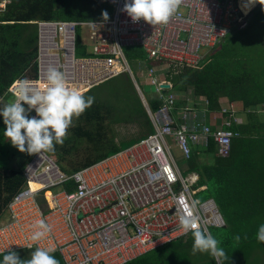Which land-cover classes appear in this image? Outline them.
<instances>
[{
  "label": "built area",
  "instance_id": "2783aa9c",
  "mask_svg": "<svg viewBox=\"0 0 264 264\" xmlns=\"http://www.w3.org/2000/svg\"><path fill=\"white\" fill-rule=\"evenodd\" d=\"M11 2L0 0V11ZM103 2L113 6L107 20L32 21L38 26V74L31 79L17 78L9 85L7 91L14 101L23 81L43 84L49 66L60 70L69 87L81 92L126 71L132 73L125 48H141L154 65L164 63L176 70L199 67L234 28L247 25L246 18L253 11L245 14V0H183L166 26H154L143 19L133 22L122 11L126 0ZM82 27L92 51L76 56ZM155 68L146 74L161 101L159 108L152 112L143 96L154 131L73 173L64 171L54 155L32 154L22 170L24 183L1 212H7L9 219L0 221V254L8 249L55 248L53 253H58L64 264H125L186 235L179 225L177 201L181 196L188 202L194 200L197 189L192 186L199 175L192 171L182 177L169 144L189 158L192 146L206 147L213 138L218 156L228 157L232 139L239 134L229 128L234 120L230 112L220 125L200 117L190 106L177 113V96L174 91L165 94L167 87L161 85L169 83L170 88L172 84L160 78ZM53 187L60 189L52 191ZM196 215L207 232L209 226L225 225L213 199L198 206ZM41 219L51 232L33 242V225Z\"/></svg>",
  "mask_w": 264,
  "mask_h": 264
},
{
  "label": "trees",
  "instance_id": "16d2710c",
  "mask_svg": "<svg viewBox=\"0 0 264 264\" xmlns=\"http://www.w3.org/2000/svg\"><path fill=\"white\" fill-rule=\"evenodd\" d=\"M105 11L108 18L111 17L113 6L103 0H12L5 10L0 11V108L9 104L12 95L7 89L15 79L37 77L38 26L32 21H59L60 18H68L70 21H93L104 19L102 13ZM34 26H37V33L33 29ZM249 28L250 24L247 22L245 27L238 30L247 36ZM222 43L219 45L221 49L212 52V56L200 63L199 67H182L177 72L168 73L166 80L178 94H185L189 90L188 87H192L195 101L203 97L209 102V111L221 113L219 100L222 97L228 103L241 102L244 107L264 105V73H255L249 63L252 60L250 57L243 54L227 57L222 51ZM143 52L139 51L140 58L146 56ZM153 66L154 63L151 62L148 69ZM83 94L86 99L89 96L94 97V103L79 118H73L64 144L55 145V151L50 152L56 155L60 166L68 173L117 153L124 149L125 144L130 146L148 136L150 132H147V126L154 131L147 108L129 73L124 72L101 82ZM114 97H117V102ZM152 100L150 103L146 99L149 109L155 112L161 101ZM184 103V100H178L177 97L175 107L179 108ZM193 105L199 107L197 103ZM223 115L228 117L230 113L225 112ZM250 115L256 117L254 114H248V117ZM31 117L32 114L29 115V118ZM257 121L249 119L243 125L232 120L229 128L237 131L239 135L233 137L228 157L218 156L213 138L206 147L192 146L189 157L192 164L190 171L199 174V184L207 185L206 189L211 191L212 197L227 216L224 235L216 238L210 228L208 229L226 254L223 264H230L231 257L235 258V252H238L237 248L232 251V240L234 234L246 223L243 217H238L239 214L249 212L264 197V192H260V188L264 187V120ZM119 123L136 125L141 136L137 134L136 141H130L128 137L119 138L114 130V124ZM5 130L6 125L1 116L0 154L12 145L4 136ZM199 149L208 154V159L199 158ZM22 170L16 165L6 169L5 165L0 164V214L24 183ZM67 185L69 189L73 187L71 181ZM193 242L194 238L190 232L185 237L164 243L125 264H216L208 253L198 252L193 255ZM237 246L236 244L235 247ZM22 251H16L20 258ZM4 254H0V262ZM51 254L59 264H64L58 253Z\"/></svg>",
  "mask_w": 264,
  "mask_h": 264
},
{
  "label": "clouds",
  "instance_id": "9594fccd",
  "mask_svg": "<svg viewBox=\"0 0 264 264\" xmlns=\"http://www.w3.org/2000/svg\"><path fill=\"white\" fill-rule=\"evenodd\" d=\"M182 3L183 0H130V2L126 0L122 11L126 12L133 22L143 19L154 26H166L178 13ZM256 3L264 6V0H247L244 8L250 10ZM102 16L105 20L108 19L106 11ZM94 99L92 96L86 99L83 92L69 87L64 74L55 66H49L43 84L23 81L16 100L0 109V116L3 117V123L6 125L4 136L22 153L42 156L54 152L55 145L64 144L73 118H79L92 106ZM24 105H27V108ZM33 110L36 116L29 118L28 113ZM203 186L207 188L206 184L199 187ZM212 199L215 200L214 197ZM199 203L198 200L188 202L183 196L178 198L180 228L184 234L188 235L191 231L193 235V255L198 252L208 253L216 264H223L226 258L224 250L219 247V242L210 232L203 230L200 218L196 215ZM33 227L36 229L31 235L33 242H39L51 232V227L43 219L36 221ZM236 239H239V236ZM256 239L264 243V224L258 227ZM53 252L55 248L36 247L30 259L22 260L16 251L8 249L0 264H59L51 254Z\"/></svg>",
  "mask_w": 264,
  "mask_h": 264
},
{
  "label": "rangeland",
  "instance_id": "374dc122",
  "mask_svg": "<svg viewBox=\"0 0 264 264\" xmlns=\"http://www.w3.org/2000/svg\"><path fill=\"white\" fill-rule=\"evenodd\" d=\"M101 19V18H100ZM247 22L250 24V28L247 34L245 36V33L239 31L237 28H234L232 32L228 35V37L225 39V41L222 43L224 48L222 51L226 53V56L229 58H232L233 56L244 55L247 57H250L252 60L251 67L254 69L255 73H264V6L260 5L259 3L253 8V11L250 15L247 16ZM60 21H66L68 18H60L58 19ZM85 27H82L80 31H78V39H77V49L76 56H86L88 53L92 51V47L90 46V42L87 39L85 35ZM34 31L37 33V26L33 27ZM81 43V45H80ZM76 49V50H77ZM87 51V52H86ZM139 51L143 50L139 47H133V48H125L124 53L127 59V62L129 66L132 69V73L129 71H126V73H129L130 76L133 79V82L136 86V83L138 84L139 88L141 89V92L143 93V96L145 99H147L150 103L153 102L152 99H157L156 94L154 93V84L150 83L149 77L146 74V71L148 70V66L151 64L150 61L146 59V56L143 58H140ZM212 51H210L206 57V59H209V57L212 56ZM221 51V52H222ZM217 52V51H216ZM220 52V53H221ZM144 53V52H143ZM155 64V63H154ZM157 69V73L159 74L160 78H166L168 73H173L174 71H179L182 67H180L178 70L177 68H169L168 65L162 63L160 65H154ZM170 69V70H169ZM133 76H132V75ZM264 76V74H263ZM121 77V76H120ZM136 81V82H135ZM106 85L104 84V87ZM264 86V84L262 85ZM101 88V86H99ZM188 91L184 93H176L172 87L170 88H164L165 94H167L170 91H174L175 96L178 97V100H184L185 103L183 106H178V112L181 113L183 108L185 106L194 107V103H197L199 106H203V112L199 113L200 117L205 118V114L209 113V110L206 108V100L203 99V97H200L202 100L195 101L194 96L192 94V87H188ZM105 91L107 92L108 89L105 87ZM140 90L138 91V94L141 95ZM109 95V93H106ZM176 97V99H177ZM114 100L117 102V97H114ZM14 101V97L11 96V100L9 103ZM160 104V103H159ZM219 106L222 110H226V112H230L231 114H235L234 110V103H228L224 97L219 100ZM26 108V107H25ZM154 109V108H153ZM154 111V110H153ZM214 112V111H213ZM212 112V116L214 118V113ZM176 112H173V115L177 114ZM32 114L33 116H36L35 111H31L28 113V116ZM215 119V118H214ZM210 119V123L214 121ZM181 122L182 120H178ZM133 124V123H132ZM114 130L117 133L119 138H127L130 141H136L138 138L137 126L136 125H127V124H114ZM139 130V128H138ZM147 132H152L153 129L149 126L146 127ZM138 134V135H137ZM170 152L172 154V157L182 175V177H185L188 173H190L192 164L189 160V158H186L182 152L178 149L176 145L173 143H170ZM128 147L127 144L124 145V149ZM192 149V147H191ZM9 150V151H8ZM8 150H5L1 152V156H3V160L0 161V164L5 165L6 169L11 168L13 165L18 166L19 168L23 169L26 163L29 161L31 155H29L27 152H20L16 147L13 145H10L8 147ZM50 155H54L49 153ZM200 159H208V154L203 150L199 149ZM57 159V158H56ZM200 184L199 182L194 184L192 186L193 189H197L196 193H194L193 197L194 200H198L200 203L198 206L202 205L204 202L212 199V193L210 190L204 188H199ZM60 187H53L51 188L52 191L58 190ZM264 192V187L260 188V192ZM219 210L221 211L224 218L227 216L224 214V212L221 210L219 204H217ZM260 209V210H257ZM240 218L243 217L245 220V225L243 227H240V230H238L234 234V247L232 251H235L236 248L238 252L237 255L231 257L230 264H264V243L258 242L256 239V233L258 231V227L261 224H264V197L260 199V203L258 205H255L253 208L250 209L249 212H245L244 214L240 213ZM9 214L6 212L4 214L0 215V221L1 220H8ZM235 221V219L233 218ZM210 231L213 235H216V238H219L220 236L224 235L226 231V227H217V226H209ZM219 236V237H218ZM239 236V239H236V237ZM238 245L235 247V245ZM34 251V250H32ZM32 251L23 250L20 252V255H22V260H27L31 258ZM231 251V252H232ZM234 254V253H233Z\"/></svg>",
  "mask_w": 264,
  "mask_h": 264
},
{
  "label": "crops",
  "instance_id": "0c3cea01",
  "mask_svg": "<svg viewBox=\"0 0 264 264\" xmlns=\"http://www.w3.org/2000/svg\"><path fill=\"white\" fill-rule=\"evenodd\" d=\"M245 11V9H244ZM199 100H202L200 99L199 97ZM234 103V110H235V114H234V122L236 123H239V124H246L247 121L249 119H252V121H263L264 120V105H258V106H255V107H244L243 104L241 102H232V104ZM230 104V103H229ZM204 106V105H203ZM203 106H199V107H192L193 111L197 112V111H203ZM213 111H209V113H206V120L207 121H210L213 120L214 118V121H212L213 124L216 123V125H220L221 122L227 118V116L223 115L222 113L218 112V111H214V118L213 116L211 115ZM248 114H254L256 117L250 115L248 117ZM257 121V122H258ZM226 158V157H225ZM218 204V203H217ZM224 217V216H223ZM224 220H226L224 218Z\"/></svg>",
  "mask_w": 264,
  "mask_h": 264
},
{
  "label": "water",
  "instance_id": "95a60500",
  "mask_svg": "<svg viewBox=\"0 0 264 264\" xmlns=\"http://www.w3.org/2000/svg\"><path fill=\"white\" fill-rule=\"evenodd\" d=\"M218 49H221V46H218L217 47V49H215L213 52H216ZM132 75V74H131ZM133 76V75H132ZM136 82V81H135ZM161 85L163 86V87H169V83H161ZM136 88H137V90L139 91L140 90V88H139V86H138V84L136 83ZM140 92H141V90H140ZM141 97H142V100H143V103H144V97H143V93L141 92Z\"/></svg>",
  "mask_w": 264,
  "mask_h": 264
},
{
  "label": "bare ground",
  "instance_id": "6f19581e",
  "mask_svg": "<svg viewBox=\"0 0 264 264\" xmlns=\"http://www.w3.org/2000/svg\"><path fill=\"white\" fill-rule=\"evenodd\" d=\"M246 3H247V0H245V4H246ZM257 4H258V3H256L254 6H252V7L250 8V10H246V9L243 7V8L245 9V13L248 14L249 11H251V10H252ZM32 187H33V188H37V187H39V185H38V184H32ZM46 194L48 195L49 192H47Z\"/></svg>",
  "mask_w": 264,
  "mask_h": 264
}]
</instances>
